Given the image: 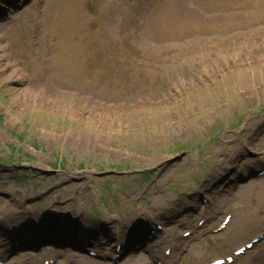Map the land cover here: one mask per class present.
<instances>
[{
  "label": "rangeland",
  "instance_id": "rangeland-1",
  "mask_svg": "<svg viewBox=\"0 0 264 264\" xmlns=\"http://www.w3.org/2000/svg\"><path fill=\"white\" fill-rule=\"evenodd\" d=\"M10 1L0 0V262L35 264L33 248L8 246L19 226L47 244L99 239L107 256L67 247L80 259L60 264H114L116 234L137 224L139 241L157 223L162 232L116 264H204L263 233L264 175L253 176L264 166V0H23L8 13ZM66 207L83 235L72 224L48 232ZM254 251L233 264H264Z\"/></svg>",
  "mask_w": 264,
  "mask_h": 264
},
{
  "label": "bare ground",
  "instance_id": "bare-ground-1",
  "mask_svg": "<svg viewBox=\"0 0 264 264\" xmlns=\"http://www.w3.org/2000/svg\"><path fill=\"white\" fill-rule=\"evenodd\" d=\"M243 186H240L239 187V189L240 190H243ZM72 210H70V208L69 207H66V208H64V209H60L59 210V212L61 213V212H65L66 213V216H69L70 218H66V217H63L64 219H63V222H59L58 220H57V222L55 223V225H47L46 224V226L47 227H50V228H48L50 231H48V232H55V233H57V232H60V230H63L64 228H66L67 229V226H69L70 224H73L74 223V221L75 220H77V221H80V218H77V216H75V215H73L72 213H70ZM58 217H56V216H54L53 217V220H56ZM204 219V218H203ZM65 220V221H64ZM64 223V224H63ZM30 223H28V225H29ZM107 226H110V223L107 225ZM19 228V227H18ZM33 230H35V227H34V229ZM24 231V229L22 228L21 229V231H20V233H17L16 231L14 232V236H16V240H17V238H18V236H19V234L20 235H22L23 236V234H21V232H23ZM104 233H108L109 231H108V228L105 230V231H103ZM262 232V231H261ZM115 235V234H114ZM133 234L132 233H130V232H128V235L127 234H125V232H123L122 233V237H117V234H116V238H117V240L116 241H118V243H120V241L121 240H125V238L128 236V238H129V236H132ZM94 237H96V235L94 236ZM114 237V236H113ZM112 237V238H113ZM57 238V237H56ZM99 240V239H98ZM98 240H94L93 239V241H92V244L93 245H95V246H99V242H100V240L98 241ZM55 245H60L59 243H55V242H53ZM134 243H135V247H137V246H139V244L136 242V241H134ZM86 244V245H85ZM74 246H77L79 249H81V248H89V246H90V243H81V241H76V245H75V243H74ZM114 250H115V248H114ZM52 254V255H60L61 254V256H63V257H69V258H74V259H80V257L79 256H76V255H73V254H71L70 253V251H65V252H61V253H59V252H57V250L56 249H53V248H42V249H40L36 254H31V257L32 258H34V260L32 261V262H34L35 261V259L36 258H39V257H41L42 255H44V254ZM101 256L102 257H105L104 256V254L102 255L101 254ZM256 256H259V257H262V258H264V248H262V249H260L258 252H257V254H256ZM60 257V256H59ZM50 259H52V258H50ZM45 260H47V259H44L42 262L44 263V261ZM237 260V259H236ZM59 261L60 260H58L57 262H56V264H58L59 263ZM234 261H235V259H234ZM207 263V262H206ZM205 264V263H204Z\"/></svg>",
  "mask_w": 264,
  "mask_h": 264
}]
</instances>
